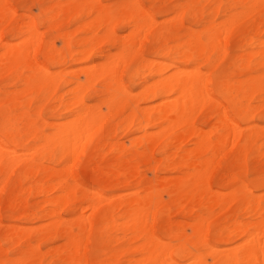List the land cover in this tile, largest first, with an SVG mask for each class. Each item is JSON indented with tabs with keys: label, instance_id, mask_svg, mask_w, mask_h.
<instances>
[{
	"label": "bare ground",
	"instance_id": "6f19581e",
	"mask_svg": "<svg viewBox=\"0 0 264 264\" xmlns=\"http://www.w3.org/2000/svg\"><path fill=\"white\" fill-rule=\"evenodd\" d=\"M7 1L8 0H0V75L7 76L8 85L13 86L15 83H20L23 88H21L22 90L20 91L16 89H14L15 91L11 90L12 92L9 91L11 93L2 94V97H0V109L2 105L7 106V108L0 110V134L8 143L4 144L0 140V203L1 193L11 180L14 172L19 169V176L16 179V183L19 187L17 190L18 192H15L16 194L11 193L8 196L5 210L9 214L21 210V215L25 218L34 216L26 212V201L29 196L25 195V191L21 189V184L23 180L30 178L34 173L36 174V171L44 172L43 176L45 183H40L38 186L31 185L28 187V190H26L29 194L33 192L39 195L50 194L48 199L45 200L49 207V209L45 211V215L53 221L48 225L44 224L45 226L38 231L43 239L54 236L64 240V244L61 243L63 244L62 246L57 245L58 247L56 248L58 249L54 251L52 249L47 250L49 252L53 251L52 253L56 255V263L86 264L84 246L86 244L87 235L95 225L101 224L109 231L130 234L127 242L137 245L129 250H133L139 254L137 259L134 260V262H136L135 264H182L183 261H188L187 264H208L206 256L209 258L213 257L216 260L221 259V261L218 260L220 262L219 264H264V208L259 199H245V194L247 195L248 192L245 184L239 189V192L244 193L239 200L243 202L245 211L249 214H253L254 221L244 226L242 223L234 220L231 224V228H229V230L232 229V232L238 234L243 240L242 243H238L240 247L236 246V248L239 247L241 250L240 256L236 251H232L231 247L227 248V251H231L225 254L223 252L225 250L220 251L223 252V255H220L213 249L206 235L208 227L207 222H209L211 218L205 219L201 215L196 216L192 223H175V227L177 228V236L175 235L176 239L182 245L191 243L196 249L195 253L184 256L174 252L172 246L167 244L168 242L165 243L163 237L159 236L153 229L157 211L162 203L160 197L161 193L157 188L160 186L158 183H162V181L159 182V180H156L157 177L154 174V179L156 180L155 184L144 186L143 189L132 198L121 200L122 197H120L118 201V198L115 197L116 195L110 200L108 198V209L103 211L102 214L96 218V223H94L91 218L92 215L89 217V214L88 216L84 214L89 210L91 211L90 213L95 215L99 211L100 205L103 203L105 204V201L101 203V194H92L93 196L88 200L84 197L81 201H77V191L80 187L75 181L69 183L66 180L64 176L66 168H64V171H55L56 169H49L36 163L43 160L51 162L55 159L62 161L65 156L71 154L73 156L71 157L75 158L74 155L77 156L79 154L83 146L90 141L93 133L101 131L104 117L102 118L101 112L99 114V106L89 107L86 104V99L90 98L89 94L91 89L96 83H100L101 98L105 97L100 100V103H106L105 105L109 109L108 112L112 111L113 114L116 108H121L122 110L128 109L127 115H125L121 121L120 129L130 132L135 128V131L143 133L142 137H132L130 139L132 156L137 160L147 162L148 164L150 161H153V150L163 140L166 141V148L178 146L180 148L183 144L191 143L192 147L184 151L174 160L176 168L179 167L185 172L183 174L185 176L175 181L174 184H172L174 186L173 190L167 193L169 202L172 204L171 209L175 211V213L185 212L183 202L186 200H192L194 202L198 199L202 200L205 198L207 199L206 203H209L207 207L216 206L228 200L229 202L231 200H237L236 194H232V192H230V195L227 194L226 197L223 196L226 195L225 193H220L222 195H219L216 192H212V189L210 190L209 180L213 169L212 167L216 164L215 162H217L220 156H222L221 154L225 152L228 147L230 148L231 145H237L236 142H238L242 136L241 129L244 128L240 129L239 121L230 119L221 108L222 106L214 101L208 91V83L205 79L206 76L204 78V75L208 73L203 75L194 64L200 62H202L201 64H210L214 57L220 60L226 59L228 57L227 43L230 35L234 27L237 26L236 23L238 21L241 23L242 21V19L239 20V16L241 18V16L246 15L247 12H249L247 17L250 13L254 12L264 13V0H234L239 2L238 13L236 12L237 14L228 15L219 25L214 24L213 21L210 22L205 30L208 33L206 36L191 30L190 33L187 34L185 41L182 43L176 41L174 45L168 46V42L166 41H168L169 38L164 35L163 32L157 36L154 35L156 37L155 43L157 46L151 52L149 60H141L139 62L141 65L132 77L135 78V76L141 72H148V75L152 74L151 77H157V80L149 82V77L143 78L141 88L139 89L140 91L138 90L139 92H137L135 96H131L128 89L123 85L120 77V69L126 64H129L130 59H133L131 55L133 52L139 53L145 37L150 34H155L157 23H155L151 16L143 11L137 0L118 2L115 4L116 8L114 11H118L116 13L102 6L99 0H86L80 2L68 0L65 5L52 7L50 12H52L53 15H50L51 17L48 21L40 22V24L54 31L56 33V39L61 41L60 45L62 47L60 49L56 48V41H52L47 44L45 52L43 53V61L51 64H59V68L55 72H50L45 69L36 59L37 54L41 50V36L40 32L38 33L37 31V21L35 19L30 17L22 27L20 26L13 30V33L16 35H26L25 40L22 39V43L20 42L18 45H12L15 43H6L5 40L2 39L1 33L3 28L15 14L8 7ZM190 1V4H192L199 0ZM206 1H209V4H211L210 9H212L215 14L220 11L221 3L218 2L219 0ZM62 3L64 4V2ZM151 3H154V1L151 0ZM155 8L157 7L155 6ZM79 12H83L84 18L86 19L85 23L76 28V30H71L72 32H70V30L59 32L62 22L75 16ZM184 15L187 16L190 24L198 25L200 23V17H198V15L194 13V10L186 4L171 9L169 11V16L171 17L168 20L165 19V23H168L169 29L173 31L180 30L183 27ZM240 23L238 24L239 27ZM116 26H120L124 30L130 29L126 38L123 37V39H119L116 36ZM262 28L264 29V24ZM249 29L251 30V28ZM259 31L261 30H259L258 27L252 29V37L257 38V36H259L258 34H260ZM76 32L87 34L89 38L78 40L77 46L79 49L75 51L73 36ZM261 32L264 37V30ZM263 41H258L260 47L264 45ZM111 49L116 51L115 54H113L114 52L110 53ZM96 54L104 58V62L95 63V65H91L92 68H90V66L87 67L89 69L85 68L84 72H82V70L81 72L84 73L83 81H80V76L75 78V73L66 72L68 71L65 67L67 61L81 60L83 57H92ZM257 55L258 57L261 56V61H259L258 64H264V51L252 54L246 53L239 57L238 64H251V59L255 58ZM159 58L164 59L160 61ZM216 64L218 63L214 65ZM245 67H247V65ZM21 68L27 70L26 75H23L19 71ZM167 69H173V73L164 77V72L167 71ZM62 83L67 85V92L71 95V98L68 100H64L60 97V94L58 97V92ZM215 90L218 94H223L232 104L233 111L239 116L244 117L245 120L250 112L249 103L254 100L257 95H261L263 97L262 101L264 102V79L261 76L253 78L246 75L244 81L238 82L237 86L232 88L229 84L219 81L215 84ZM31 91L36 93L39 100H44V103L50 99L57 103L56 106L53 105L45 111L46 115L53 117L57 108L68 111L69 117L66 122L48 124L46 121H43L44 125H47L49 128V132L43 134L36 123L43 120L42 113L46 108L42 109L38 106V110L32 117L28 112L20 111L23 108L30 107L33 100L22 101L21 98ZM235 94H241L245 100V105H237V103L234 102ZM158 99L161 100V104L159 106L157 104L155 108H152L150 105V109H138L139 106L137 107L135 105L137 101L149 103ZM206 106H212L216 110L215 115L217 116V121H224V123H222L223 125L221 124L222 126L220 129L216 127L215 129L213 128L214 130L212 132L206 131V133H204L205 131L194 124V118L200 110ZM72 107L74 108L71 109ZM75 107L78 108L76 112ZM103 115L106 116V114ZM106 118H108V115ZM263 128L264 126L262 129ZM147 130H149V132ZM116 131L118 130L115 129L114 132L116 133ZM249 132V135L243 139L244 145H237V154L241 158L245 156L243 154L246 142L251 140L253 135H258V133L255 131L253 132V130ZM209 133L212 135V138H209ZM25 140L31 141L29 147L25 146ZM228 143H230V146ZM7 145H10L11 148H7ZM119 145L118 143L109 144L110 149L113 151L122 152L126 148L124 146L125 144L123 145L125 148L122 146L124 149ZM225 145L227 149L224 148ZM138 148H141L142 151H138ZM203 156H205L204 160H202ZM216 158L218 159L216 160ZM75 159L71 162L74 163ZM71 162L68 163L70 167H67L68 176L70 172L72 174V171L69 169L71 168ZM158 163L160 162L158 161ZM162 164L161 167H167L169 165H166V162ZM161 167L159 166L160 170ZM118 168L119 170L116 172L115 177L124 179L125 181L135 177L138 172L136 166H129L125 161L119 162ZM153 168L159 170V168H155V164L152 169ZM90 169L93 170V168ZM154 169L151 172H155ZM230 174L231 173L227 176L229 177ZM175 177L180 178L179 176ZM71 179H74L73 176ZM163 180H166V178H163ZM230 181L233 182V179ZM165 183L169 185L168 183H172V181H165ZM89 191V189H86L84 193H89ZM229 202H226L225 208H227L229 204H232ZM69 203H73L72 213L70 212L72 214L71 217H73L71 221L80 228L81 232H87V235H81L83 238H80L81 236L79 237L63 225L60 211ZM111 207H115L119 212L117 216L112 215ZM74 212H77V214L75 215ZM187 212L193 214L192 209H188ZM14 219L16 220V218ZM183 226L189 228L191 232L190 236H188L187 233L182 234L181 229ZM18 227L13 226L8 232H0V264H25L27 262L41 264L38 260L42 253L40 252L39 254L40 250L34 249L36 248L35 246L32 248L28 242H26L25 245L26 251L22 252L20 256L11 259L7 255L8 246H21L23 242L29 239V233ZM233 248H235V246ZM122 251L123 253L127 252V250ZM111 259L114 260L115 255H113ZM212 262H215V260Z\"/></svg>",
	"mask_w": 264,
	"mask_h": 264
},
{
	"label": "rangeland",
	"instance_id": "374dc122",
	"mask_svg": "<svg viewBox=\"0 0 264 264\" xmlns=\"http://www.w3.org/2000/svg\"><path fill=\"white\" fill-rule=\"evenodd\" d=\"M75 1L80 2V1H86V0H75ZM99 1L102 6L108 8L113 13H116L118 11H114L116 8L115 4H117L120 1H128V0H99ZM137 1L140 7L143 9V11H145L149 16H151L154 19L155 23L156 22L157 23H156V28H155V34L153 35L150 34L147 37H145L139 53L133 52L131 54L133 59H130L129 64H126L123 68H121L122 71L120 69V77L122 79L123 85L128 89L131 96L137 95V92L140 91L139 89L141 88V83H142L143 78L149 77L148 78L149 82L150 81L152 82L153 80H157V77H154V76L151 77L152 74L148 75V72H141L138 75H136L135 78L132 77V75L139 69L141 65L139 62L141 60L150 59L151 52L157 46V44L155 43V39H156L155 36L163 32V34L169 38L168 41H166L168 42L167 43L168 46L174 45L176 41L179 43H182L183 41H185L187 34H189L191 30L193 32L201 33L203 34V36H206L208 33L205 30L210 22L213 21L214 24L219 25L221 21L225 20V18L228 15L237 14L238 13L237 11L239 10L238 9L239 2H236L234 0H219L218 2L221 3V9H220L221 12L219 11L217 12V14H215L213 10L210 9L211 4H209V1H206V0H199L198 2H194L192 4H190L191 3L190 0H153L154 3H151V0H137ZM62 2H64V4ZM67 2L68 0H8L7 1L8 7L15 14H14V17L11 20H9L7 24L5 25V27L3 28L2 33H1L2 39L5 40L6 43H11V44L15 43L12 45H16V44L18 45L20 44V42L22 43L23 42L22 39L25 40L26 35H16L13 33V30L20 26L22 27L27 22V19H29L30 17L32 19H35L37 21V24H36L37 31L38 33L40 32V36H41V50L37 54L36 59L40 63L41 66H43L45 69L49 70L50 72L57 71L59 68V64H51V63H46L45 61H43V53L45 52V48L47 44L51 43L52 41H56V48L60 49L62 47L60 45L61 41L56 39V33L54 31L49 30L47 26L41 25L40 22H45L50 19L51 17L50 15H53V13L50 12V9L52 7H55L57 5L60 7L61 5H65ZM183 4L188 5L191 9L194 10V13L198 15V17H200V23L198 25L190 24L187 19V16L184 15L185 18H183V27L180 30L173 31L169 29V24L165 23L166 22L165 19L168 20L171 17L169 16V11L171 9L182 6ZM155 6L157 8H155ZM248 13L249 12H247L246 15H243L244 17L241 16L240 18L239 16V20L242 19V21L241 23L238 21L240 23V27L238 25L239 23L238 22L236 23L237 26L235 25L236 27H234L232 34L230 35V38L227 43L228 57L226 59H223L224 61L214 57L210 64H201L202 62L194 64V66L203 75L208 73L207 75H204V78L206 76L205 79L207 80V83H208V91L210 95L213 97L214 101L218 102L222 106L220 107L225 111V113L230 119H235L239 121L240 129L244 128V129H241L242 136L238 140V142H236L237 145L238 146L244 145L243 139L247 135H249L250 133L249 131L253 130V132L255 131L258 133V135H253L251 137V140L246 142L245 151L243 154L245 156H242L241 158L237 154L238 146L231 145L232 146L231 147L230 143H228L230 148L228 147L227 149L226 147L227 144L224 146V148L227 149L228 151L226 150L227 151V152L225 151L226 153L223 152L224 155L221 152L222 156H220V158L218 156L219 159L216 158V160L217 159L218 160L217 162H215L216 163L215 165L213 164L214 167H212L213 169L211 171L210 180H209L210 190L212 189V192L214 193L216 192L219 195H222L220 193H225L226 195H223L225 197L227 196V194L230 195L231 194L230 192H232V194L235 193L237 200L235 201L231 200L230 202L232 204H229L227 208H225L227 204L226 202H229V200L226 201L225 203H221L216 206H211L212 208L207 207L209 203H206L207 199L205 198H203L202 200L198 199L194 202L192 200H189V201L186 200L183 202L185 212L175 213V211L171 209L172 204L169 202L167 193L173 190L174 186L172 184H174V182L177 181L178 179H182L185 176L183 175L185 172L179 167L176 168L174 164V160L178 156H180L184 151L191 148L192 147L191 143L183 144L180 146V148L179 146L174 147V148H166L165 147L166 141L163 140L153 150V153H152L153 161H150V163L148 164L147 162H142V161L137 160L136 158L132 156V149L130 148L131 147L130 139L132 137L134 138L142 137L143 133L135 131V128L132 129L130 132L123 131V129H120L121 121L123 120L125 115H127L128 109L122 110L121 108H116L113 114H112V111H110L111 113L108 112L109 109L106 107L105 105L106 103H102V104L100 103V100L105 98V97L101 98V95H102L100 93L101 84L96 83L90 91V94H89L90 98L86 99V104L89 107L99 106V110H98L99 114L101 112L102 118L104 117L101 131L97 133L95 132L93 133V136L90 138V141H88L83 146L79 154L77 152L78 155L77 156L74 155L76 159L72 158L73 156L71 154V155L65 156L64 160L62 161L55 159L54 161H51V162H47L44 160L41 162H36L37 164H41V166L43 167H47L49 169L51 168L56 169L55 171L57 170L64 171L65 170L64 168H66V171H65L66 173L64 175L66 180L69 183H72L73 181H75L76 184L80 187V189L77 191V201H81L82 198L84 197L88 200L96 193L101 194L102 196L101 203L105 201V204L103 203L102 205H100L99 211L95 215L90 213L91 211L89 210L88 212L87 211L85 212L86 214H84L85 216L86 215L88 216L89 214V217H91L92 215L91 218L94 223H96L95 221L97 220L96 218L100 216V214H102L103 211L108 209L107 208L108 206L107 204L109 203V201L107 202L108 198L110 200L114 198V196L116 195L115 197L118 198L117 201L120 200V197H122L121 200L130 199L136 193H139L143 189L144 186L153 185L155 184L156 180H159V182L162 181V183L161 182L158 183V185L160 184V186L157 185L158 186L157 188L162 195V196L160 195L162 203L157 211V217L155 219V225L153 226V229L155 230V232H157L159 236L163 237L164 239L163 241L165 243L168 242L167 244L172 246L174 252H177L179 255H184V256L196 252V249L192 246L191 243L182 245L176 239L177 228L175 227V223H178V222H180L181 224L192 223L196 216L201 215L205 219L211 218L210 221L207 222L208 227L206 230V235H207V240L212 245L213 249L216 250L220 255H223L222 254L223 252L225 254L226 252L231 251V250L227 251V248L231 247L232 251L234 252L236 251V253L240 256L241 250L239 248L240 247L239 244L242 243L243 240L240 236H238V234L232 232V229L229 230V228H231V224L233 223L234 220L238 221L239 223H242L244 226L254 221L253 214L247 213L245 211L243 202L239 200L244 194L243 192H239L240 187L242 185L244 186L245 184L246 190L248 191L247 195L245 194L246 200L259 199L262 202L263 208H264V128L262 129V127L264 126V105H263L264 102L262 101L263 97L261 95H257L255 99L252 100L253 102L251 101L249 103L250 112H249V115L246 116V120H245L244 117L239 116L235 111H233L232 104L229 102V100L225 98L223 94L221 95L217 93V91L215 90V84L216 82L222 81V83L229 84L230 87L232 88L234 86H237L238 82L244 81L246 79V75H248L249 77H253V78H256L257 76L258 77L261 76L264 79V64H258L259 61H261V56L258 57L257 55L255 58L251 59V64H238L239 57H241L242 55L246 53L252 54V53H256V52L258 53V52L264 51V45L260 47L259 42H258V41L262 42L264 40V37L261 32L264 30L262 28L264 24V13L254 12V13H250L249 15L251 16L248 15L247 17ZM242 17L244 18V21ZM85 21L86 19L84 18L83 12H79L75 16H72L64 20V22H62L61 24V28L59 29L60 30L59 32L69 31V30L70 32H72L74 31V29L76 30V28L84 24ZM257 27L259 28V30H261L259 31L260 34H258L259 36H257V38L252 37L253 35L251 34V31L252 29H255ZM249 28H251V30ZM129 30H124L120 26L115 27L116 36L119 39H123V37L126 38V36L129 33ZM88 36L89 35L87 34H83L79 32L75 33V35L73 36V39L75 41V49H74L75 51L79 49V47L77 46L78 40L89 38ZM115 52L116 51L114 49L110 50V53L115 54ZM0 54H1V49H0ZM159 59L160 61L161 60L163 61L164 58H159ZM98 62H104V58H101L98 54L92 57L91 56L83 57L81 58V60H75V61L69 60L65 64L66 70H68L66 72L75 73V78H78L80 76L79 77L80 81H83L84 73L82 72L85 71V68L89 66L90 68H92V66ZM167 63H170V62H167ZM215 63H218V64L214 65ZM167 65H171V64H167ZM246 65L247 67H245ZM19 71L23 75L27 74V70L25 68H21ZM172 73H173V69H167V71L164 72V77L169 76ZM126 75H127V78H126ZM212 75H213V78H212ZM21 88L23 87L21 86L20 83H15L13 86L8 85L7 76L2 75L0 77V93H1L0 97H2V94L11 93L12 91H15L14 89L20 91L22 90ZM67 91H68L67 85L65 83H62L61 88L58 92V97L60 94V97H62L64 100L70 99L71 95ZM234 98H235L234 102H236L237 105L239 104L245 105V100L241 96V94H235ZM21 100L22 101L33 100L29 108H23L22 110H20L23 112L25 111L28 112V114L31 117L38 110L39 107H41L42 109L46 108L42 113L43 120L40 122L38 121L36 123L37 127L41 129V132H43V134H46L49 132L48 126L44 125L43 121H46L48 124L54 123V122L57 124H60V123H65L69 117L68 111H63L62 109H59V108L55 110L53 117L46 115L45 111L49 107H52L53 105L56 106L57 103H55L52 99L45 101L44 103V100L38 99L34 91H31L25 94L21 98ZM157 104L159 106L161 104V100L158 99V100L151 101L149 103H143L141 101H137L135 103L137 107L139 106L138 109L140 108L150 109L151 107L155 108L157 107ZM3 108H7V106L2 105L1 109ZM73 108L74 107H72L71 109ZM77 110L78 108L75 107V112ZM103 114H106V116L108 115V118H106V116ZM215 114H216V110L212 106H206L202 110H200V112L195 116L194 124L197 127L201 128L203 131H205L204 133H206V131L212 132L216 127L220 129L224 121L218 122L217 116ZM115 129L118 130L116 131V133L114 132ZM147 131L149 132V130ZM208 135H209V138H212V135H210V133ZM208 135H207V138H208ZM0 140L4 144L7 143L1 134H0ZM117 143L118 145L120 144L119 146H121V148H123L124 146L126 148L124 147L125 149L123 148L124 150L122 149L123 150L122 152L113 151L112 149H110L109 144H117ZM30 145H31V141L25 140V146L29 147ZM7 148H11V146L7 145ZM225 149H222V150H225ZM137 150L140 152L142 151L141 148H138ZM204 157L205 156H203L202 160H204ZM157 158H160V159H157ZM73 159H75L74 163L71 162ZM121 161H125L129 166H136L137 171H138L137 175L127 181H125L124 179L116 178L115 177L116 172H118L119 170L118 163ZM158 161L160 163H158ZM70 162L72 164H71V168L69 169L70 171H72V174L70 172L68 176L67 167H70L68 164ZM163 162H166V165L168 164L169 165L167 167L166 166L161 167V165H163L162 164ZM154 164H155V168H159L160 166L161 170L160 168L159 170H155L153 168L155 172H151L153 170L152 167L154 166ZM90 168H93V170ZM229 173H231L230 176L232 175L233 176L228 177L227 175H229ZM153 174L157 177L156 180L154 179ZM43 175H44V172L36 171V174L35 173L32 174L30 178L23 180L21 184V189L25 191L26 196H29L26 201V205H27V207L25 208L26 212L34 215V216L25 218V217H22L21 210L13 214H9L5 210V206L7 205L6 200L8 196L11 193L16 194L18 192L17 190L19 189L16 183L17 181L16 179L19 176V169H17L14 172L11 180L5 187L4 191L1 193L0 232H3V233L8 232L11 229V227L19 226L18 227L19 229L25 230L27 233H29V239L23 242V245L21 246L20 245H10L7 247V253H8L7 255L9 256V258L14 259L20 256L22 252L26 251L25 245H26V242H28L32 246V248H34L35 246L36 248L34 249L38 251L40 250L39 254L40 252L42 253V255L40 254V257L38 260L41 264H57L56 255L52 252L58 249L56 247L62 246L64 244V240H62L61 238L54 237V236H49L43 239L42 235L38 231L41 228H43V226L48 225L50 222L53 221L51 218L45 215L46 214L45 211L49 209L47 202L45 200L48 199L50 194L39 195L34 192L32 194L31 193L29 194L27 192L29 186L31 185L38 186L40 183H45V179ZM66 175L68 178L66 177ZM72 176L74 178L73 180L71 179ZM162 176L164 179L166 178V180H163ZM175 176H179L180 178H176ZM168 177H171V178H168ZM231 178L233 179V182L230 181L232 180ZM165 181L166 182L172 181V183H168L169 185H167ZM86 189L90 190L89 193L87 192L84 193V190ZM262 193H263V196H262ZM163 201H164V204H163ZM72 206H73V203H69L60 211V217L63 221L64 227L68 228L69 230H71V232L77 234L79 237L83 234L87 235V232H81L80 228L74 222L71 221L73 219V217H71L72 208H73ZM223 206L225 209L223 208ZM190 208L193 210V214H190L189 212H187L188 209L191 210ZM219 210H223V211H219ZM111 211H112L113 216H117L119 214V212L116 210L115 207H111ZM74 213L75 215L77 214V212H74ZM14 218H16V220ZM181 232L182 234L187 233L188 236L191 235L189 228L184 227V226L181 229ZM129 236L130 234H127V233L124 234L122 232L109 231L107 228H105L101 224L95 225L94 228L87 235V239L85 238L86 236L84 237L86 239V244L84 246L86 264H127V263L135 264L136 262H134V260L137 259V256L139 254L134 252L132 249L131 250L133 252L130 251L129 249L132 247H135L137 244L135 245L129 244V242H127V239ZM80 238H83V237L81 236ZM232 246L233 247L235 246V248H233ZM236 246H239V247L236 248ZM51 249L53 251H50V252L47 251ZM122 250H127L128 253L127 252L123 253ZM222 250H225V251L220 252ZM113 255H115L114 260L111 259ZM206 257L209 258L208 256ZM207 258H206V261L208 264H211V263L219 264L220 263L219 261H221V259L216 260L213 257L209 259ZM213 260H215V262H212ZM187 263L188 261L182 262V264H187ZM25 264H36V263L27 262Z\"/></svg>",
	"mask_w": 264,
	"mask_h": 264
}]
</instances>
